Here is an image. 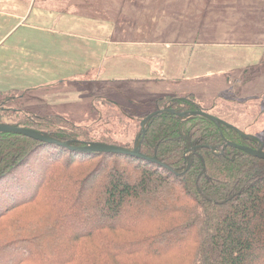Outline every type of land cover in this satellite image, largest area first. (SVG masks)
<instances>
[{
	"label": "trees",
	"instance_id": "1",
	"mask_svg": "<svg viewBox=\"0 0 264 264\" xmlns=\"http://www.w3.org/2000/svg\"><path fill=\"white\" fill-rule=\"evenodd\" d=\"M17 93L0 91V125L142 156L1 131L0 264H264V159L229 145L264 139L178 116L209 113L191 91L148 98L151 109L97 96L84 122L7 105Z\"/></svg>",
	"mask_w": 264,
	"mask_h": 264
},
{
	"label": "crops",
	"instance_id": "2",
	"mask_svg": "<svg viewBox=\"0 0 264 264\" xmlns=\"http://www.w3.org/2000/svg\"><path fill=\"white\" fill-rule=\"evenodd\" d=\"M3 1L24 7L0 6L1 92L79 76L186 92L202 76L264 62V0H86L84 13L73 0Z\"/></svg>",
	"mask_w": 264,
	"mask_h": 264
},
{
	"label": "rangeland",
	"instance_id": "3",
	"mask_svg": "<svg viewBox=\"0 0 264 264\" xmlns=\"http://www.w3.org/2000/svg\"><path fill=\"white\" fill-rule=\"evenodd\" d=\"M44 1L47 0H36L34 7L42 5ZM50 1L53 4L56 3V0ZM57 1L60 5L61 2ZM73 2L79 3L81 13L86 12V0H73ZM4 4L15 6L13 2H1L0 0V6ZM15 7L16 10L22 11L24 6L16 5ZM234 37L239 36L231 32L227 38L229 41H233ZM263 64L264 62L261 66L232 71L229 74L214 72L202 76L187 85L185 91L194 92L211 115L217 116L220 120L234 123L245 133L264 139ZM88 79L84 76L75 79L73 77L69 80L58 81V83L28 89L24 93H17L16 96L11 94L14 99L7 105L14 106L18 103L23 107L22 111L26 113L27 111H39L43 114L49 112L62 113L69 115L75 121L84 122L91 117L89 104L97 96L115 100L121 105L127 104L139 109H151L153 103H150L148 98H154L165 93H175L179 87L172 85V82L161 81L158 83L157 81H150V83L146 82L145 84L143 81L118 78L109 82L100 81L99 83L93 79ZM143 101L145 102L142 104ZM5 121L9 122L10 119L6 118ZM98 125H104V123Z\"/></svg>",
	"mask_w": 264,
	"mask_h": 264
},
{
	"label": "water",
	"instance_id": "4",
	"mask_svg": "<svg viewBox=\"0 0 264 264\" xmlns=\"http://www.w3.org/2000/svg\"><path fill=\"white\" fill-rule=\"evenodd\" d=\"M173 111V110H171ZM175 112L178 116L180 117H186L188 115L191 114H201L204 115L212 120H215L216 122H221V123H225L224 121L218 119L217 117L205 112V111H194V112ZM156 112H152L147 118H149L150 116L154 115ZM147 120V119H146ZM145 120L141 123V127H142V131L144 130V126H145ZM227 125H229L228 123H225ZM1 131H7V132H15V133H20L23 134L27 137H31L33 139L42 141V142H48V143H54V144H58L64 147H68L70 149L73 150H78V151H94V152H111V153H121V154H130V155H136V156H142L139 153V149H140V145H136L133 149H128L122 146H117V145H111V144H107V143H101V142H90L88 144H85L84 146H71L69 144V142H62L59 141L51 136H49L48 134H45L43 132H40L38 130L35 129H31L29 127H25V126H15V125H10V124H1L0 125V132ZM247 136V135H246ZM229 145L235 147V148H239L241 150H244L248 153H251L259 158L264 159V150L262 149V146H259L258 148H250V147H246L237 143H232L229 142Z\"/></svg>",
	"mask_w": 264,
	"mask_h": 264
}]
</instances>
